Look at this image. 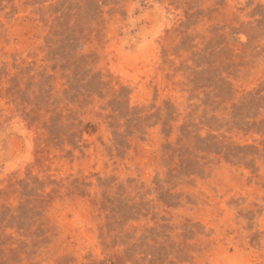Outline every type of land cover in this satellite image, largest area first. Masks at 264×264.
I'll list each match as a JSON object with an SVG mask.
<instances>
[{
    "label": "rangeland",
    "instance_id": "1",
    "mask_svg": "<svg viewBox=\"0 0 264 264\" xmlns=\"http://www.w3.org/2000/svg\"><path fill=\"white\" fill-rule=\"evenodd\" d=\"M0 264H264V0H0Z\"/></svg>",
    "mask_w": 264,
    "mask_h": 264
}]
</instances>
